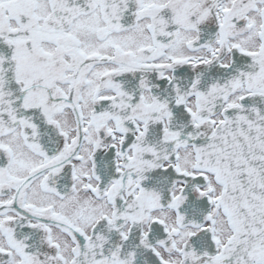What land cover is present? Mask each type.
Listing matches in <instances>:
<instances>
[{"label":"snow or ice","instance_id":"obj_1","mask_svg":"<svg viewBox=\"0 0 264 264\" xmlns=\"http://www.w3.org/2000/svg\"><path fill=\"white\" fill-rule=\"evenodd\" d=\"M0 264H264V0H0Z\"/></svg>","mask_w":264,"mask_h":264}]
</instances>
